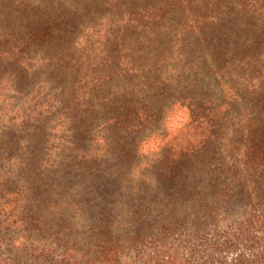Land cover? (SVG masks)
Here are the masks:
<instances>
[{
	"label": "trees",
	"instance_id": "1",
	"mask_svg": "<svg viewBox=\"0 0 264 264\" xmlns=\"http://www.w3.org/2000/svg\"><path fill=\"white\" fill-rule=\"evenodd\" d=\"M3 244L264 264V0H0Z\"/></svg>",
	"mask_w": 264,
	"mask_h": 264
},
{
	"label": "rangeland",
	"instance_id": "2",
	"mask_svg": "<svg viewBox=\"0 0 264 264\" xmlns=\"http://www.w3.org/2000/svg\"><path fill=\"white\" fill-rule=\"evenodd\" d=\"M210 87H211L212 89L215 88L213 83L210 85ZM174 122H175V120H174V118H173V120H172L171 122L168 123V126H169V125H172ZM174 129H175V126H174L172 129L169 128V132H170V133H173ZM41 235H42V234H41ZM9 249H10V246H9V245H7V244H3V245L1 246V248H0V254H2L3 256L11 255V254H10V253H11V250H9ZM149 251H150V250H148V252H149ZM14 260H15V258H10V259H8V261H9L10 263H18V262H14Z\"/></svg>",
	"mask_w": 264,
	"mask_h": 264
}]
</instances>
